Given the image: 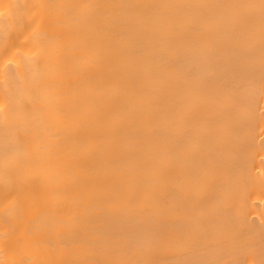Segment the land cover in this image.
<instances>
[{"label":"bare ground","instance_id":"bare-ground-1","mask_svg":"<svg viewBox=\"0 0 264 264\" xmlns=\"http://www.w3.org/2000/svg\"><path fill=\"white\" fill-rule=\"evenodd\" d=\"M0 264H264V0H0Z\"/></svg>","mask_w":264,"mask_h":264}]
</instances>
